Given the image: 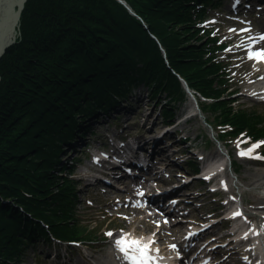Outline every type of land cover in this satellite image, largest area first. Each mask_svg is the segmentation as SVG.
Masks as SVG:
<instances>
[{"label": "trees", "instance_id": "16d2710c", "mask_svg": "<svg viewBox=\"0 0 264 264\" xmlns=\"http://www.w3.org/2000/svg\"><path fill=\"white\" fill-rule=\"evenodd\" d=\"M124 1L135 15L118 0L25 2L17 41L0 58V264L47 236L45 226L64 239H97L76 214L60 144L81 128L78 117L115 103L112 94L143 83L171 122L186 95L181 76L211 100L198 98L199 107L220 140L264 135L262 114L232 106L216 38L197 25L205 8L190 1L213 0Z\"/></svg>", "mask_w": 264, "mask_h": 264}, {"label": "rangeland", "instance_id": "374dc122", "mask_svg": "<svg viewBox=\"0 0 264 264\" xmlns=\"http://www.w3.org/2000/svg\"><path fill=\"white\" fill-rule=\"evenodd\" d=\"M227 9L228 7L223 0L220 2L216 9L210 11L208 10V13L211 17L210 21L215 22L217 25H221L220 30H215H218V34L221 35L222 40L230 42L227 48H230L231 51L226 52V48L217 51L221 59H225L224 61L222 60V62L225 65L229 76L226 82L230 86V88L232 87L234 89L243 91L244 87L258 81L260 77L245 73L239 61V54L232 53L233 49L238 43V38L236 37L237 34L233 33L239 32L238 30L242 29L243 27L251 28L253 30V33L255 34L258 32H264V11L258 10L254 7L243 9V11H241V15H239V18H242L243 22L235 28H232L230 26L231 14ZM19 22L20 18L17 23V33L15 41H17L19 35ZM230 28L236 29L237 31L229 32ZM257 45V50L264 49V41H259ZM256 67L257 65L255 63L249 62L248 68L250 71L254 70ZM139 89H141L145 94V97L141 102V107L136 110L132 114V116L116 114L118 115L117 121L112 122L115 123L113 125H108L107 122L98 123V127L94 136L85 138V140L88 141L87 143H89L85 150L83 149L82 145L79 146V143H81L79 141L78 145L74 149L75 151L72 148L68 147L69 144H60V146L62 147V151H60V161L62 160L66 164H71L72 168V175L67 176L80 179L79 177L83 176V173L86 174L89 168L94 169L95 167L99 166V164H95L92 159L94 160L95 157H98V155L95 154L94 151L96 148L102 147V142L106 141L105 134L112 138H116L118 137V135H129L130 138H140L144 133H147V135L148 133H152L147 130L150 122L152 121H157V125L152 131H157V129H160L163 122L162 117L159 116L160 108H155L153 105L154 100L151 101L150 98L147 97L149 91L146 85L140 83V85L136 88V92ZM232 96L234 97L232 106L235 109L237 108V105L235 104H238L239 106L241 105V107L254 109L264 114V104H259L256 101L252 100V98L248 95H242V93L240 94L239 92L234 93L233 95L231 94L229 98L232 99ZM165 99L166 97H164V100ZM149 101H151V103ZM148 103L150 107L149 109H145ZM189 109L193 110L195 115L188 122L181 123L178 129L180 131H185L186 133H188V136L192 140L196 139L195 143L200 148H205L206 156H212L216 158L221 157L227 164H229V161H232V168L226 167L225 169L230 183L231 191H233L234 196L237 199L240 198L245 203V210L247 212V215L253 216L255 218L257 217V219L264 218V209H256L253 204L255 201H257V198L259 199L264 197V186L257 187L256 184L253 183V181L257 179V176L254 177L253 174L264 173V163H255L246 158L240 159V157L237 156V143L240 141H245V139H236L230 145L229 143L226 144V146H221V144H218L214 139V136L216 135L215 131L205 121L206 116H208L207 120H209L210 118L212 121V116L209 112H200L196 107V102L192 98H186V102L177 106L176 118H174V121L177 122V120H179V118H181L187 111H189ZM95 112L96 114H98L99 110H95ZM105 112L106 114L108 113L107 110ZM146 114H149V117L151 119L149 122L143 123ZM111 115L113 116L115 115V113L113 112ZM135 115L138 117H142L139 123L136 122L137 118ZM94 116L95 115H92L81 121V124L85 121V124H88L94 118ZM240 144H246L248 145V147H250L252 143L240 142L239 145ZM183 148H185V145L181 146V149ZM80 149L82 150L80 151ZM172 150H177V147H173ZM86 151L90 153L89 157H85L86 154L84 152ZM91 153L93 154L92 156H90ZM227 153L229 154V157L227 156ZM76 156H78L79 158H83L80 162L76 163ZM169 164L170 167H176L172 162L167 163V165ZM95 177V174L89 173L84 176L83 179H80L81 182L78 184V200H76L77 202L75 203V211L76 214H81V217L84 218L85 221H89V223H91L89 225L96 224L95 233L99 234L101 236V239L103 237L104 239L90 244L84 243V248L86 246H92L95 247L97 253H99V249L101 250V248L103 247L106 238L109 239V236L106 235V233L112 232L113 235H115L116 233L120 232L119 228H128L129 232H131V229H134L137 234L147 233L148 231L154 229V223L152 224V222L149 221V223L146 224V220L143 219L146 214L144 210L142 212L134 211L133 208L129 206V204H131V201L123 199L129 197L131 198V200L137 203L136 198H140L139 196L135 195L133 197L132 195H129V193L126 192V187H122V185L120 186V184L119 187H107L103 184L102 180H97ZM195 185L199 186L198 188L201 187L198 183H196ZM103 188L107 190L102 191ZM202 188L206 193H208L207 187L202 186ZM117 193H119L118 196L123 198H119L118 200L114 199ZM204 199L205 201L203 202L205 203L204 206L206 207L198 208V211H200V213H206L208 210H211L216 206V204L211 201L210 197H204ZM119 201L121 202L119 203ZM90 206L94 209H90ZM123 211H125L126 214H124ZM100 218H106L108 222H104L103 220L90 221V219ZM131 218L132 220L129 221ZM107 224L113 229L107 231ZM185 229L186 225L183 223H163V227L159 229V232L162 235L167 236L161 238V240L159 241V247H162V244L165 243H168V247L169 245H173L172 243H170L171 239L175 235L177 236V234L183 233ZM48 246H50V243L46 241L33 242L31 244L29 243L25 246V248H23L24 250L20 253V257H18L16 261H12L10 264H52L49 260H45L44 249ZM42 249L43 252H41ZM73 249L78 250L79 253L74 256V261L72 262V264H93V262H96L97 258L94 259L93 257L86 256V251L85 249L83 250L82 247L75 246L73 247ZM90 252L94 251L91 250ZM235 260L237 264H243L239 257H235Z\"/></svg>", "mask_w": 264, "mask_h": 264}, {"label": "snow or ice", "instance_id": "6c2138e0", "mask_svg": "<svg viewBox=\"0 0 264 264\" xmlns=\"http://www.w3.org/2000/svg\"><path fill=\"white\" fill-rule=\"evenodd\" d=\"M238 2V0H237ZM236 29H229V32H236ZM240 32H249V28H242L239 30ZM215 35V33L213 34ZM248 41L250 43L245 44L243 41L239 45H236L237 47H245L248 48L249 51L247 53L248 59H255L257 62H264V49L253 51L251 50L252 44L256 43L257 41H264V34L259 35L258 37L248 36ZM225 51H231L230 48H226ZM234 75V74H233ZM260 79H264V77H260ZM250 95H256V93H250ZM243 136V133L241 134ZM240 142H247V141H240ZM237 143V155L240 157H248L251 159H258V160H264V156L261 155H253L255 149L259 148L261 144H264V141H259L256 143H252L250 147L240 150L239 149V143ZM95 162H98L96 158H94ZM205 179H210L209 176H205ZM223 184V182H221ZM138 195H143V192H138ZM174 203V202H173ZM134 207L141 206L139 202L135 203L133 205ZM232 215L240 216L242 213L240 211H236L232 213ZM153 223L159 227L160 221H153ZM164 223H168L167 220L164 221ZM262 228H264V224L261 225ZM109 237L113 235L112 232L106 233ZM189 235H192V233H189ZM247 237V233L245 234V238ZM155 233L152 234V239H149L146 243L144 242L143 238H136L131 237L128 233H122L118 239L115 240V246L118 249V251L122 254L123 260L127 261L128 264H155V261L158 259L157 256L150 255V251L158 252L159 249H152L151 245L155 243ZM170 248L175 249L176 245H169ZM246 259V258H245Z\"/></svg>", "mask_w": 264, "mask_h": 264}, {"label": "bare ground", "instance_id": "6f19581e", "mask_svg": "<svg viewBox=\"0 0 264 264\" xmlns=\"http://www.w3.org/2000/svg\"><path fill=\"white\" fill-rule=\"evenodd\" d=\"M13 1L14 0H0V24L1 25L3 23L9 22L10 18L11 19L13 18V13H14V11L16 9V6H15ZM9 28H10L9 25H8V27L6 26L5 31L2 32L1 26H0V44H6L7 43V41H8L7 40V36H8L9 30H10ZM249 35H250V32H247V33L239 32L240 42L243 41L245 44L250 43L248 41V39H247V37ZM253 45L254 44H252L251 49H252ZM245 49H246L245 47H238L236 49V52L240 53L241 64H242L243 70L245 72H247V73H254V74L258 73L257 71L260 70V69H258V70L254 69L253 72L249 71V68H248L249 62L254 60V63H256V64L258 63L259 65H262L263 63L262 62H257L255 59H251V60L248 59L247 58V53H248L249 49L247 48V53L244 55ZM237 92H239L240 94L244 93V91H237ZM212 158L215 159V157H212ZM213 159H212V165H213V163H217V161H214ZM253 175H254V177L257 176V179L255 181H253V183L256 184L257 187L264 186V173L263 174H253ZM118 195H119V193L116 194V196H118ZM263 202H264V197L263 198H259V199L257 198V201H255L253 203L254 207L256 209H264ZM136 211L137 212H141V208L137 207ZM154 218H156V216H155V213L152 212V213L145 214L143 219H145L146 220V224H148L149 220L154 219ZM131 220H132V218L129 221H131ZM262 223H263L262 221H261V223H257V227H258V231L260 232L261 240L263 238L262 242L259 243V245H260L259 248L262 249L261 251H263V253H264V245H263L264 244V228L261 227ZM133 231L135 232V230H133ZM154 233H156L158 238L162 237L159 231L158 232H154ZM132 235H133V237H135L134 234H132ZM42 236H45V235H40V237H42ZM137 238H143V240H144V236L137 237ZM206 249L207 248L201 249L200 252L198 253V255H202V254L206 255V252H205ZM120 264H123V263H120Z\"/></svg>", "mask_w": 264, "mask_h": 264}, {"label": "water", "instance_id": "95a60500", "mask_svg": "<svg viewBox=\"0 0 264 264\" xmlns=\"http://www.w3.org/2000/svg\"><path fill=\"white\" fill-rule=\"evenodd\" d=\"M27 0H14V4L16 6V9L13 13V18L9 19V22L3 23L1 26V30L2 32L5 31L6 26L8 27V25L10 26V30L7 36V43L6 44H0V57L4 54V52L6 51V49L11 46V44H13L15 42L16 39V29H17V23L19 21L21 12L24 8L25 2ZM132 14H134V12L132 11V9H130V7L128 5H126L125 2H123L122 0H119Z\"/></svg>", "mask_w": 264, "mask_h": 264}]
</instances>
